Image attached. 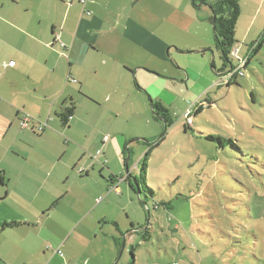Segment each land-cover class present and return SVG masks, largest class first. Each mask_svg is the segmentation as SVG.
<instances>
[{"label": "crops", "instance_id": "obj_1", "mask_svg": "<svg viewBox=\"0 0 264 264\" xmlns=\"http://www.w3.org/2000/svg\"><path fill=\"white\" fill-rule=\"evenodd\" d=\"M236 1L241 14L247 11L249 18L241 43L251 42L257 38V21L264 16V0ZM210 15L209 10L194 9L190 0H96L86 8L80 0H0V83L9 76L14 78L11 91L5 85L0 88V100L16 113L10 119L11 127L18 121L23 131L30 129L38 134V139L55 138L65 148L64 156L68 147H75L82 155L64 164L69 174L65 181L66 195H72L73 201L66 204L59 201L60 204L46 207L43 216L37 219L24 215V201L20 196L15 198L16 188H9L6 183L7 179L11 183L15 178L17 184L22 180L0 163L3 188L0 226L11 222L20 224L0 231V264H81L89 244L86 229L98 235L103 230L101 225L107 224L106 215L96 213L101 206L98 196L105 192L101 191L103 186L98 181L108 180L110 176L113 182L108 181L106 191L116 186L117 194H121L119 184L126 182L116 179L114 166L103 161L107 155L112 157V151L125 158L132 147L122 136H104L119 121L132 122L129 116L118 115V100L123 95L149 93L154 101L162 102L172 112L175 99L165 100L164 93L178 96L177 102H193L198 98L202 102L216 87L213 64L220 57L213 42L214 34L212 39ZM240 21L238 28L240 23L243 25ZM9 22L13 24V36L4 29ZM11 61L16 62L15 67L8 66ZM230 70L231 66L225 72ZM24 95L31 97L30 104H23V109H19L16 106L21 103L17 99ZM150 96H146L145 102L141 98L137 105L124 108L133 112L141 107L148 114L152 110ZM71 101L76 102V110L68 126H64L57 114ZM120 102L126 103L125 99ZM26 115L46 121L48 127L39 132L36 122L32 121L23 129ZM50 124L53 129L49 131ZM77 126H83L88 132L82 141L63 144ZM93 134L98 136L92 137ZM64 156L58 159L63 161ZM49 157L41 158L45 162L43 168L56 171L57 162ZM77 164L83 166L78 169L80 177L75 170ZM74 176L78 181L84 177L97 183L99 193L91 194L92 201L75 194V180L69 183ZM50 185L56 187L58 181L50 182L46 178L40 189ZM112 224L115 233L123 238L120 226ZM134 231L133 226L128 236ZM74 237L73 246L80 254L77 262L69 253V241ZM36 238L45 242L37 250L32 244ZM51 238L55 242L46 243ZM63 248H68L67 253ZM94 260L84 264H93Z\"/></svg>", "mask_w": 264, "mask_h": 264}, {"label": "rangeland", "instance_id": "obj_2", "mask_svg": "<svg viewBox=\"0 0 264 264\" xmlns=\"http://www.w3.org/2000/svg\"><path fill=\"white\" fill-rule=\"evenodd\" d=\"M200 9L209 10L212 18L209 6ZM247 18V11L245 15L241 14L243 25L240 23L236 30V40L240 43L236 49L240 56H246L250 46L258 45L260 40L263 45L249 68L245 69V75L238 77V87H214L203 98V102L209 100L214 103L209 109L192 114L193 132H185L184 116L201 102L199 98L193 102L185 99L186 103H183L177 102L178 96L163 94L167 101L175 99L171 109L176 121L166 135L165 124L154 119L152 110L147 114L141 107L133 112L125 109L129 104L137 105L141 98L145 102L149 93L131 97L123 95L118 100V115L129 116L132 122L119 121L110 133L104 132V136H122L124 142L132 146L127 150V156L130 154L129 170L125 166L126 157L116 156L113 151L112 157L107 155L103 161L114 166L116 179H125L131 174L132 184L137 185L135 179L138 178L143 186L152 190V194L141 189V194L139 191L136 193L128 182L119 184L121 194H117L113 190L116 186L106 191L108 180L98 181L103 186L101 191L105 192L98 196L97 202L101 206L96 213L106 215L107 224L101 225L103 230H99L98 235L86 229L89 244L86 246L87 254L81 257V264L92 259H95L93 264H114L118 258L119 240H122L124 250L117 264H131L133 260L135 264H264V16L257 21V38L241 43L240 38L249 23ZM12 27V22L4 26L10 36L14 34ZM210 29L213 39L212 24ZM234 59L233 64L236 65L237 60ZM215 65L218 70L223 69L220 57H217ZM13 81L12 76L3 79L0 88L5 85L11 91L10 83ZM251 94H254V100ZM122 99H125V105L120 102ZM17 100L21 104L16 107L23 109V104H30L31 97L24 95ZM25 110L33 116L29 109ZM14 114L12 108L0 100V163L22 180L17 184L15 178L11 183L7 179L6 183L9 188H16L14 197L20 196L24 201V215L37 219L43 216L46 207L73 201L72 195H66L65 181L69 174L64 164H70L82 155L75 147H68L64 156L65 148L55 138L38 139V134L30 129L23 131L18 121L11 127L10 119ZM82 127L73 128L63 144L66 141L70 145L81 142L88 133ZM51 129L53 126L50 124L49 131ZM163 134L161 144L152 148ZM208 136L231 138L235 146L227 141L222 146L219 142L210 141ZM49 156L57 162L56 171L43 168L45 162L41 158L50 159ZM58 156H64L63 161ZM144 159L148 169L141 175ZM80 167L83 166L77 164L75 169L79 177ZM98 177L94 175V178ZM46 178L50 182L58 181V185L40 189ZM74 180L76 195L92 201L91 194L99 193L97 183L93 184L91 179L84 180L83 177L78 181L74 176L69 183L73 184ZM2 190L0 183V193ZM60 196L64 198H58ZM112 223L120 226L123 238L115 233ZM133 226L134 234L128 236ZM143 234H147V241L143 240ZM50 240L46 243L55 242L54 238ZM75 240L76 237L69 241V253L71 258L76 257L74 260L77 262L80 254L73 246ZM44 243L37 238L32 242L35 250ZM67 250L63 248L65 253Z\"/></svg>", "mask_w": 264, "mask_h": 264}, {"label": "trees", "instance_id": "obj_3", "mask_svg": "<svg viewBox=\"0 0 264 264\" xmlns=\"http://www.w3.org/2000/svg\"><path fill=\"white\" fill-rule=\"evenodd\" d=\"M190 3L194 9L199 10L201 7L199 5L204 4L205 6H209L210 10L212 11L211 24L213 26V31H214L215 49L218 52V54L220 55V59L223 63V69L222 70H218V68H216V65L213 64V69L215 71V74H217V77H218L217 82H216V87H222V86H226V87L237 86L238 87L239 84L237 82V79L239 76H234L231 79V81L225 85L219 84V82L222 80V76L224 74H226L225 69L229 68L230 66H231V69H235L238 65V62L236 65L233 64V59L236 58L233 55V53L236 49V45L239 44L236 40L237 25H238V21L241 17V8H240L238 2L236 0H213V1L212 0L211 1H209V0H190ZM261 45H263L262 40H260L258 45H256L255 43L252 44L250 46L249 52L244 57H241L240 54L238 53V55L241 58L249 57L248 63L246 64V69L249 68V64L251 63V61L255 58V56L258 55ZM234 60H237V58ZM251 95H252L253 100H254V94H251ZM206 102H207V104L205 105ZM212 103H214V102H210L209 100H205L204 102L202 101L201 103L196 104L192 108V110H193L197 107L195 109V111L192 113V110H190L192 119H193L192 114L197 115L203 109H209L210 106L212 105ZM150 106H151L153 114H154V119L155 120L159 119L160 121H163V123L165 124V132L164 133L166 135L169 128L172 127L176 121L174 116L172 115L173 112L167 106H165L162 102L154 101L152 98H150ZM75 110H76V102L71 101L69 103L68 107H65V108L63 107L61 109V111L57 114L58 118L60 119L61 123L64 126H68L70 120L72 119V117L75 113ZM27 116H29V115H27ZM29 118H30V121L28 123V126L33 121V122H36L37 131L42 132L45 130L46 127L42 131H40L39 128L41 127L42 124H45L47 122H40V121H37L36 119L34 120L30 116H29ZM184 119L186 121L185 132H188V131L193 132L192 128L194 125V121H193L192 125H189L187 123V119L185 116H184ZM47 127H48V125H47ZM208 138L212 142L221 143L222 146H224L225 141H227L229 144H232V146H235V144L231 138L225 139V138H222L219 136H208ZM163 140H164V134L161 137H159L158 140H156L154 142L152 148L159 146ZM147 155H148V153H147ZM126 156H127V153H126ZM129 156H130V154H128V156L126 157V160H125V166H126L127 170H129ZM147 169H148L147 161H146V159H144L143 168L141 169L140 174L141 175L146 174ZM131 176L132 175L129 174L127 178H125L124 180L121 178L120 181L122 180V181L128 182L130 184L131 189L136 191V193H137L138 189H139V191L141 189V191L144 190V192L152 194V190L150 188H148L146 185L143 186L141 184V181L138 178L135 179L137 185L132 184L130 182ZM1 181L2 182L4 181L3 177H1ZM108 181L113 182L112 178H109ZM136 186H138V189ZM115 188H117V187H114V189ZM141 191H140V194H141ZM144 205H146V204L144 203ZM19 225L20 224L17 222L5 223V224L0 226V231H2L4 228H13V227H16ZM143 240L147 241V234H143ZM121 244H122V240L117 241V246L119 249L118 250V256H119L120 251H121L122 246H123ZM133 252L134 251H132V256H133ZM133 258H134V256H133ZM131 264H135V260H133L131 262Z\"/></svg>", "mask_w": 264, "mask_h": 264}, {"label": "built area", "instance_id": "obj_4", "mask_svg": "<svg viewBox=\"0 0 264 264\" xmlns=\"http://www.w3.org/2000/svg\"><path fill=\"white\" fill-rule=\"evenodd\" d=\"M96 3V0H80V4L83 6V7H87L89 5H93ZM239 50L235 49L233 55L237 58V62H238V65L235 69H231L230 72L226 73L225 75L222 76V80L219 82V84H227L231 81V79L234 77V76H244L245 75V69H246V64L248 63V60H249V57L247 58H241L239 55ZM7 66V65H5ZM8 66L10 67H15L16 66V62L15 61H11L8 63ZM185 117L187 119V123L189 125H192L193 124V119L191 117V113L190 112H187L185 114ZM30 121V118L29 116H25L23 121H22V127L25 129L28 127V123ZM45 127H47V123L45 124H42L41 127L39 128L40 131H42ZM113 190L115 191H118V188H113Z\"/></svg>", "mask_w": 264, "mask_h": 264}, {"label": "water", "instance_id": "obj_5", "mask_svg": "<svg viewBox=\"0 0 264 264\" xmlns=\"http://www.w3.org/2000/svg\"><path fill=\"white\" fill-rule=\"evenodd\" d=\"M204 4H200L199 6H203ZM139 191V189L137 190V192ZM140 192V191H139ZM138 192V193H139ZM123 250H124V244H123V246H122V249H121V251H120V254H119V256H118V258H117V261L114 263V264H117L118 262H119V260L121 259V256H122V254H123Z\"/></svg>", "mask_w": 264, "mask_h": 264}]
</instances>
